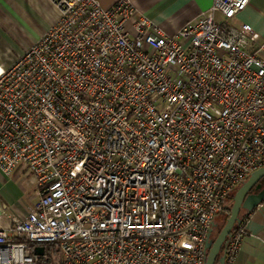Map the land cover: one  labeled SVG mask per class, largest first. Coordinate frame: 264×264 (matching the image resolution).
<instances>
[{
	"label": "built area",
	"instance_id": "1",
	"mask_svg": "<svg viewBox=\"0 0 264 264\" xmlns=\"http://www.w3.org/2000/svg\"><path fill=\"white\" fill-rule=\"evenodd\" d=\"M50 1L57 21L0 67V169L38 187L0 219V264H36L45 244L55 264H205L217 216L264 166V38L234 21L251 0H213L174 32L131 0Z\"/></svg>",
	"mask_w": 264,
	"mask_h": 264
},
{
	"label": "crops",
	"instance_id": "2",
	"mask_svg": "<svg viewBox=\"0 0 264 264\" xmlns=\"http://www.w3.org/2000/svg\"><path fill=\"white\" fill-rule=\"evenodd\" d=\"M100 1V0H99ZM104 6L115 0H101ZM138 16L145 15L163 29L174 32L210 8L213 0H131ZM50 0H0V67L6 68L28 49L59 18ZM236 23H248L264 38V0H251L238 13ZM38 200V187L22 166L11 174L0 169V219L23 216ZM247 232L236 264H264V200L250 213L242 212Z\"/></svg>",
	"mask_w": 264,
	"mask_h": 264
},
{
	"label": "water",
	"instance_id": "3",
	"mask_svg": "<svg viewBox=\"0 0 264 264\" xmlns=\"http://www.w3.org/2000/svg\"><path fill=\"white\" fill-rule=\"evenodd\" d=\"M263 200L264 166L254 171L248 179L235 190L232 206L230 207V214L215 238L212 235L214 227H216L217 224H215V222L213 223V227L205 245L207 251L205 264L225 263V245L234 227L242 223V212L250 213ZM44 250V246H37L34 252L37 255H41L44 253Z\"/></svg>",
	"mask_w": 264,
	"mask_h": 264
},
{
	"label": "trees",
	"instance_id": "4",
	"mask_svg": "<svg viewBox=\"0 0 264 264\" xmlns=\"http://www.w3.org/2000/svg\"><path fill=\"white\" fill-rule=\"evenodd\" d=\"M234 193H235V190L232 192V194L229 197L227 202L232 201ZM221 214L224 215L225 219H226L229 216V214H230V205L227 204L226 208L219 215H221ZM34 245L35 244L30 243V246L32 248L34 247ZM45 247H46V250H47L48 257L44 258V259H39L36 264H55L54 255H58L59 251L56 249V247L54 245L45 244Z\"/></svg>",
	"mask_w": 264,
	"mask_h": 264
},
{
	"label": "rangeland",
	"instance_id": "5",
	"mask_svg": "<svg viewBox=\"0 0 264 264\" xmlns=\"http://www.w3.org/2000/svg\"><path fill=\"white\" fill-rule=\"evenodd\" d=\"M99 2H100V4L102 6H104V3L101 0ZM227 204L230 205V207H231L232 206V201L227 202ZM226 219H225V216L222 215V214L217 217V219H216V224L217 225H216V228H215V230L213 232V235H212L214 238L217 236L218 232L220 231V229L224 225V222L226 221Z\"/></svg>",
	"mask_w": 264,
	"mask_h": 264
},
{
	"label": "flooded vegetation",
	"instance_id": "6",
	"mask_svg": "<svg viewBox=\"0 0 264 264\" xmlns=\"http://www.w3.org/2000/svg\"><path fill=\"white\" fill-rule=\"evenodd\" d=\"M215 224H216V220H215ZM216 227H214V230H215Z\"/></svg>",
	"mask_w": 264,
	"mask_h": 264
}]
</instances>
